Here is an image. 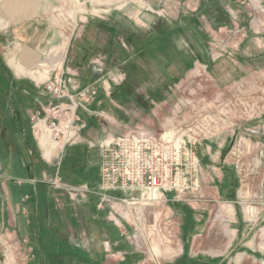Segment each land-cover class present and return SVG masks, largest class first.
Instances as JSON below:
<instances>
[{
    "label": "crops",
    "instance_id": "crops-1",
    "mask_svg": "<svg viewBox=\"0 0 264 264\" xmlns=\"http://www.w3.org/2000/svg\"><path fill=\"white\" fill-rule=\"evenodd\" d=\"M154 2L125 0L124 6L108 10L104 14L110 16L112 21L105 22L102 27H92L87 24L81 35L80 47L83 48V54L79 50L70 57L72 63L69 68L77 70L78 77L75 80L78 84L85 86L97 80V72L100 68L89 63L92 60L91 57L96 55L92 52L101 51L102 58L106 57L104 61L106 60L109 68L122 64L126 75L128 73L130 76L129 90L124 86L118 89L120 93L121 90H127L129 93L121 94L118 101L121 100L124 103L128 100L133 106L132 109L144 111L141 105L163 103L167 98L168 88L175 86L187 74L185 70L179 71V68L187 66V63L192 60L190 55L189 59L186 58L188 54H186L185 46L191 44V48H194V42L190 43L185 34L181 32L180 35L178 34L183 16H188L183 13H190L191 17L196 16L198 21L199 19L205 21V18L212 21L218 16V9L224 11L228 8L233 11L232 13H236L232 16V20L238 21L240 26L247 20L246 15L238 12L242 7L233 0H158ZM164 4H169V8H166ZM36 5L35 3L32 9L34 15L29 18L37 15V10H34ZM254 5H257L256 0ZM147 6L163 8L170 19L151 13L146 9ZM195 9H198L197 12ZM254 17L250 22H255V28L258 23H264V20L257 15ZM122 22L125 26L117 25ZM215 23L223 24L222 21L217 22V20ZM33 25L35 26L33 22L28 24L27 29H31ZM125 31L129 34L122 36L123 42L125 37L127 40L123 50V47L119 45V37ZM28 33V36H22L21 39L28 42L36 36L33 31ZM43 33L46 39L43 43L41 38L38 40L39 45L42 44L41 48H38V44L29 48L31 44L26 43L24 48L27 54L24 52L21 55L22 58H25L24 55L29 56L28 60L21 58L24 61L41 57L37 60H43L38 65L37 72L41 75L39 77L50 72L55 66L52 58L58 55L57 50L47 52V44L56 42L51 39L47 30ZM90 33L94 34L95 38L89 37ZM253 40L260 45L262 43V48L258 46L260 50L252 47ZM239 42L240 49L233 50L235 62L229 64L230 67L225 70V74L221 68L222 75L228 77L236 70L250 73L251 70L264 69V35L260 31L253 30L242 32ZM231 46L234 48L232 44ZM84 50L88 51L87 56ZM194 52L196 53L193 51L191 55H195ZM204 65L212 66L207 61ZM7 66L16 70L19 65L14 63ZM33 66L36 68V65ZM245 75L237 76V79L241 80ZM13 76L11 80L0 82V264H8V259H4V256L11 250L13 253L17 251L19 258H21V252L29 253L32 259L30 264H138L143 260L144 254L138 252V244H134L133 240L128 238L133 230L130 227L118 229L113 211L108 207L99 209V201L95 195L72 199L63 189L53 188L41 180L43 175L52 177L54 168L45 166L41 161L35 138L31 133L29 119L30 115L37 110L34 99L38 92L33 88V77L18 76L15 73ZM100 93L102 97L106 96L103 91H100L97 99ZM116 94L118 93H115V96ZM97 99L91 107L107 113L104 107L102 109V102ZM119 104L122 103L119 102ZM149 108H151L150 105ZM147 114L146 117L140 118L136 115L134 122L125 120L126 123L119 125L121 129L117 130L116 136L123 132L124 127L132 126L129 124L149 123L150 117ZM81 117L87 122V128L82 131L84 138L81 143L89 150L86 144L97 140L96 136L89 132L90 128L88 129L91 121L94 122V120L93 117L88 118L84 113H81ZM217 138L199 144L200 148L198 145L195 146L199 162L203 170L207 171V176L209 170L216 172L217 177H209L208 187L203 189L202 201V205L208 204L212 209L215 208L216 213L208 215V210L193 211L183 207L187 212L181 213V217L191 226L197 222V226L196 228L189 226L186 228L187 231L182 226L177 234L178 253L169 259L167 264H238L232 263L228 255L230 256L232 249L239 244L241 245L238 250L243 247L246 249L247 245L243 244V241L247 229L242 227V224L239 226L240 221L237 225L235 224V213L232 212L231 207L247 205L246 210L252 214L251 220H258L264 212V169L256 170L255 162L253 169L246 171L244 167L249 166L251 159L248 153H245L249 147L245 150L241 147L236 154L233 148L226 151L230 143L228 135L221 139ZM243 145L241 142L238 146ZM71 147H65L63 157L69 150L73 151L71 155L76 152L75 148ZM98 169L99 165L94 185L86 181L76 185L96 186L99 180ZM61 170L60 180L72 185L64 180L65 172L62 166ZM178 206L180 205H176L175 213L172 211L175 216H178L180 210ZM213 221L219 226L215 227ZM199 222L202 223V227H198ZM209 223L211 225L208 227ZM231 238L235 239L234 243ZM236 241H238L237 245ZM251 243V247L261 249L263 255L259 250L254 255L247 253L241 264H255V262L257 264V261L264 264V228L260 233L254 234ZM239 254L243 256L245 253Z\"/></svg>",
    "mask_w": 264,
    "mask_h": 264
},
{
    "label": "rangeland",
    "instance_id": "rangeland-1",
    "mask_svg": "<svg viewBox=\"0 0 264 264\" xmlns=\"http://www.w3.org/2000/svg\"><path fill=\"white\" fill-rule=\"evenodd\" d=\"M103 1H113L110 7L105 8V10H115L125 5V0ZM152 1L156 3L158 0ZM35 3L37 7L34 10H37V15L33 18H29L34 15L32 9ZM256 4L257 5H255L254 9L250 10V12L244 8L238 10L240 14L246 15L245 18L247 19L245 20V24L241 26L238 24V21L232 20V16H235L236 13H232L233 11L228 8H225L224 11L221 9L217 11L219 17L217 16L216 20L217 22L222 21L223 24H216V20L209 21L207 18H205V21L202 19L198 21L196 16L191 17L190 13H183L188 16H183L181 29L178 28V34L180 35L181 32L183 35L185 34V37L189 39L190 43L194 42V48H191V44H186L185 46L186 54H188L186 58L189 59L188 57L190 55L192 60L187 63V66L179 68V71L185 70L187 74L182 77L181 81L175 86L168 88L169 90L166 94L167 98L163 103H155L153 105L149 103L144 104L141 105L144 111H138L136 108L132 109L133 106L128 100H125L124 103L121 100L118 101L121 94L129 93L127 90H129V85L131 83L130 76L128 73L126 75V72L121 67V81H118L116 86L111 87V93L109 95L104 93L106 96L102 97L100 93L101 95H99L97 99V101L100 100L102 102V109L104 107L107 111L104 119L100 117L93 118L94 122L91 121L88 127V129L90 128L89 132H92L97 140L88 142L86 146L89 150H87L84 144L81 143L84 138L81 134V140L79 139L77 143L71 147L75 148L74 150L76 152L72 155V150L65 153L66 159L64 156L61 161L62 169H64L65 172L64 180L72 185L82 183L83 181L94 185L98 168V156L100 155L98 150L100 144L103 143L106 138L116 136L117 130L119 128L121 129L119 125L121 124L122 126L126 123L125 120L134 122L136 115H139V118L146 117L147 113L148 117H150L149 123H134L129 124L132 126L126 127H134L136 125L139 128L146 130L150 129L157 132H161L165 128L171 129L178 135H183L186 138H190L193 142L195 141L198 147L199 144H203L206 141L209 142V140L217 137V139H221L223 136L226 137V135H228L230 143L226 151H230L231 148H233V152L238 154L241 147H243L241 148L242 150L249 147L247 149L248 151L245 153H248L247 155H249L251 159L249 166L247 165L248 167H244L245 170L251 171L255 162L257 166L256 170H263L264 129L262 128H264V69L260 71L251 70L250 73L236 70L234 74H230L228 77L227 75H222V72H220L222 68L223 74H225V70L230 67L229 64L235 62L233 50L235 49V51H237L240 49L239 37L242 32L253 30L260 31L261 34L264 35V23H258L256 26L257 28H255V22H249V14H253L254 16L257 15L261 20H264V0H257ZM164 5L166 8H169V4ZM85 9L84 12H90L92 15L88 16L86 19L81 18V21H78V19H80L79 14L76 15V20L68 10L66 0H0V82L2 79L11 80L14 77V73L18 76L27 75L33 77V81H38L41 78L39 77L41 75L37 72V70H39L38 65L43 61L37 60L41 59V57L39 56L35 60L31 59L29 61H24L22 59L28 60L29 56L24 55L25 58H22L21 55L22 53L24 54V52L27 54L26 48H24V44L26 43L31 44V47L27 45L29 48L37 44L38 48H41L42 44L39 45L40 43L38 40L41 38L43 43V40L46 39V37H43V32H45V30L50 33L51 39L56 42L51 45L47 44L46 48L47 52L48 50H51V52L57 50L56 54L58 53V55L52 58L53 60L51 59L53 65L58 64L65 54L67 59H70V57H72L75 52H79V50H81L83 54V48L80 47L81 35L87 24L92 25V27H102L105 22L112 21L110 16L104 15L105 13L102 14L101 17L95 16L96 13L94 14V11L99 10L98 7H86ZM195 10V12H197L198 9ZM169 17L170 16H167V20L170 19ZM76 21H78V23ZM32 22L35 26L33 25L31 29H27L28 24ZM75 22L76 33L74 34V38L69 42ZM117 25H121L122 27L125 26L123 22L121 24L117 23ZM124 29L126 28L124 27ZM29 31L36 33V36H33L34 38L26 42L21 39V37L28 36ZM128 34L129 33L125 31L121 33L119 37V45L122 47L126 45L125 43L127 41L125 37V42H123L122 36H128ZM13 37H15V39ZM89 37L95 38V35L90 33ZM252 42V47H254L255 50H260L258 46L261 47L262 43L260 45L256 40ZM212 44H216L215 50L217 51V56L215 61H212L209 56V48ZM123 50H125L124 47ZM193 51H196V53L194 52L195 55H191ZM86 53H88V51L84 50L85 56H87ZM93 53L96 55L91 58L100 59L102 62L101 71L97 72L98 78L104 71L117 67L113 66L109 68L108 64L105 62L106 60L104 61L106 57L104 56L102 58L101 51H93L92 54ZM206 61L210 62L212 66L209 67V65H204ZM14 63L19 65V68L17 67L18 70H14L7 66V64L13 65ZM33 65H36V68ZM94 67L96 66L94 65ZM143 74L145 73L143 72ZM243 74H246L245 77L238 80L237 76H242ZM217 78L220 79L217 80ZM123 86L127 90H121L120 93L118 89ZM115 93H118L116 94L117 96H115ZM119 102L122 104H119ZM179 102L184 104L182 105ZM178 104H180V107L177 108ZM149 105L151 108H149ZM126 127L123 128V132ZM241 142L244 145L238 146ZM248 144L249 146H247ZM251 175L254 176L253 174ZM196 177V186L193 192L189 195H178V200L176 201H162L176 196V194H166L167 198L158 197L156 198L157 201L154 203H144L145 205L139 206L135 213L132 207H119L118 209L120 211L115 210L113 212L115 222L118 224V229L130 227L133 230L135 236L132 240L134 244H138L140 251L145 253L146 256L144 255V258L147 264H152L151 261H153V259L157 260L159 264H167L169 262L168 260L178 253L179 238L177 234L181 231L182 226L184 230L191 226L189 222H186L183 217H181V213L187 212L183 207H187L193 211L208 210V215L209 213L215 215L216 209H212L208 204L202 205V201L204 199L203 189L208 187L207 181H209V177H217L216 172L209 170L207 176V171L203 170L200 162ZM115 195L118 196L117 194ZM176 205H180L178 206L180 208L178 216L172 214V211L174 213L176 212ZM204 206L206 207L204 208ZM231 208L232 212L235 213V224L237 225V222L240 221L239 226L242 224V227L244 226L247 229L243 241V244L247 245L246 249L243 247L238 250L239 245H241L239 244L236 248L232 249V254L230 256L228 255L232 263L236 262L241 264L247 253H252L251 255H254V253L259 250L260 254L263 255L261 249L251 247V242L254 234L260 233L264 228V212L260 215L258 220H251L252 214L250 212L248 213L246 210L247 205H236ZM261 218H263V220H261ZM172 219H174V221ZM201 222H199L198 227H202ZM213 222L215 227L219 226L218 224L216 225L215 221ZM210 225L209 223L208 227ZM196 226L197 222H194L191 228H196ZM231 241L234 243L235 239L231 238ZM237 242L238 241L235 243L236 245ZM239 253L245 254L240 256L241 254ZM12 256L15 264H21L20 258L17 256V251H15ZM240 257L241 259H239ZM4 259H6V256H4ZM248 262H250V260H248ZM260 263L261 262L257 261V264Z\"/></svg>",
    "mask_w": 264,
    "mask_h": 264
},
{
    "label": "built area",
    "instance_id": "built-area-1",
    "mask_svg": "<svg viewBox=\"0 0 264 264\" xmlns=\"http://www.w3.org/2000/svg\"><path fill=\"white\" fill-rule=\"evenodd\" d=\"M240 7L250 12L255 0H233ZM257 1V0H256ZM68 10L77 20L81 21L92 14L84 12L86 7H98L93 10L95 16L101 17L106 13L113 1L103 0H66ZM84 8V9H83ZM104 8V9H102ZM151 13L162 16L163 8L147 6ZM249 22L255 17L249 14ZM78 21H76L78 23ZM76 22L72 30L74 38ZM216 44L209 48V56L216 60ZM71 59L66 54L48 74L38 81H32L33 88L38 92L34 99L37 110L30 115L31 133L35 138L41 161L45 166L54 168L53 176L43 175L41 180L53 188L63 189L72 199L95 195L98 198V208L108 207L113 212L120 211L119 207L133 208V212L144 203H154L156 198H167L166 194H176L171 199L176 201L178 195H189L196 186V175L199 171V159L196 154V143L190 138L178 135L171 129L161 132L146 130L138 126L126 127L118 136H110L99 146L98 183L96 186L88 184L69 185L60 180V164L64 149L72 146L82 138V131L87 128V122L81 117H106V113L93 109L100 91L109 95L111 87L116 86L122 79V65L104 71L99 78L89 85L82 86L75 80L77 70H71ZM90 65L101 68L100 59L90 60ZM101 71V70H99ZM16 72V71H15ZM17 75V74H16ZM182 105L184 103L179 102ZM180 104L177 105V108ZM48 143L46 148L42 146ZM117 194L118 196H116ZM134 233L128 238L134 239ZM138 252H141L140 249ZM13 252L8 251V264H15ZM29 253L21 252V264H30ZM146 256V255H145ZM152 264H159L155 259ZM138 264H147L145 258Z\"/></svg>",
    "mask_w": 264,
    "mask_h": 264
},
{
    "label": "bare ground",
    "instance_id": "bare-ground-1",
    "mask_svg": "<svg viewBox=\"0 0 264 264\" xmlns=\"http://www.w3.org/2000/svg\"><path fill=\"white\" fill-rule=\"evenodd\" d=\"M41 144H42V146H44L46 148L48 143L46 142V144H44L43 141L41 140Z\"/></svg>",
    "mask_w": 264,
    "mask_h": 264
},
{
    "label": "trees",
    "instance_id": "trees-1",
    "mask_svg": "<svg viewBox=\"0 0 264 264\" xmlns=\"http://www.w3.org/2000/svg\"><path fill=\"white\" fill-rule=\"evenodd\" d=\"M5 80V79H4ZM3 79L1 80V82H3L4 81ZM7 80V79H6ZM62 173V170H61V168H60V174Z\"/></svg>",
    "mask_w": 264,
    "mask_h": 264
}]
</instances>
